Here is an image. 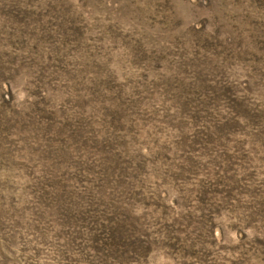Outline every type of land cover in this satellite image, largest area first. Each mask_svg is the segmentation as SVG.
Returning a JSON list of instances; mask_svg holds the SVG:
<instances>
[{"label": "rangeland", "instance_id": "obj_1", "mask_svg": "<svg viewBox=\"0 0 264 264\" xmlns=\"http://www.w3.org/2000/svg\"><path fill=\"white\" fill-rule=\"evenodd\" d=\"M0 264H264V0H0Z\"/></svg>", "mask_w": 264, "mask_h": 264}]
</instances>
